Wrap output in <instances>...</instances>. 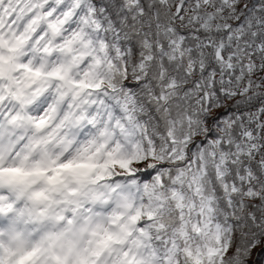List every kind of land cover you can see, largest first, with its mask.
Here are the masks:
<instances>
[{
	"label": "snow or ice",
	"instance_id": "obj_1",
	"mask_svg": "<svg viewBox=\"0 0 264 264\" xmlns=\"http://www.w3.org/2000/svg\"><path fill=\"white\" fill-rule=\"evenodd\" d=\"M0 264H264V0H0Z\"/></svg>",
	"mask_w": 264,
	"mask_h": 264
}]
</instances>
